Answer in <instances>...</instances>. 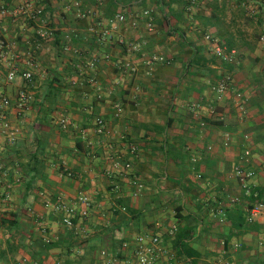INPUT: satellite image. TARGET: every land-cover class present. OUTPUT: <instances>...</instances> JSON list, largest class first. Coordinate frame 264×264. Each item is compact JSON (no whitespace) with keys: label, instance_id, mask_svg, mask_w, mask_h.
<instances>
[{"label":"crops","instance_id":"0c3cea01","mask_svg":"<svg viewBox=\"0 0 264 264\" xmlns=\"http://www.w3.org/2000/svg\"><path fill=\"white\" fill-rule=\"evenodd\" d=\"M1 8L4 95L26 90L33 101L7 114L22 130L16 145L0 135V264H105L103 252L130 264L143 235L167 251L155 264H264V213L254 223L236 214L249 197L234 176L243 162L256 173L252 188H264V0H0ZM206 33L232 38L239 64L221 63ZM154 54L170 64L149 69ZM12 64L32 65L33 81L9 84ZM225 72L234 86L219 101L212 85ZM62 118L72 122L67 132ZM80 193L93 202L85 236L56 211Z\"/></svg>","mask_w":264,"mask_h":264},{"label":"built area","instance_id":"2783aa9c","mask_svg":"<svg viewBox=\"0 0 264 264\" xmlns=\"http://www.w3.org/2000/svg\"><path fill=\"white\" fill-rule=\"evenodd\" d=\"M9 11L5 8L0 9V18L6 17ZM38 15H42L43 10L40 9ZM145 18L150 19V22L147 25L148 32L154 31V23L153 20V10H148L144 12L143 15ZM120 23L126 22V17L124 15H119L117 17ZM43 39H48V35L46 33L40 34ZM205 40L209 44V49L213 52L215 57L223 64L236 66L240 62V54L236 49H229L226 45H224L221 39L213 34H208L205 36ZM123 43V42H122ZM131 49L137 51V48L131 45ZM4 57V54H2ZM19 55H13L12 61L17 63L20 60ZM30 62V61H29ZM30 64V63H28ZM147 66L149 69H152L155 65L165 64L169 65L170 61L163 55L154 54L147 60ZM32 67V65H30ZM130 67V65H127ZM28 68L26 70L20 69V67L16 64L10 65V69L8 71L6 81L9 84H13L20 77L25 82L33 81V70L32 68ZM90 69H94L96 67V62H91L88 64ZM234 86V76L230 72H225L222 74L213 85L212 90L216 95L217 100H222L229 92L233 90ZM237 100L242 103L243 95L241 93H236ZM33 101V95H31L26 90H19L15 98L5 96L4 95V87L0 83V135L5 136L7 139V143L10 145H16L20 135L21 128L19 126L14 125L11 121L7 119V114L13 108V105H16V109L20 112H25L30 109V104ZM242 106V104H239ZM192 111L200 112V105H193L191 107ZM215 111H213L214 113ZM59 126L63 131H69L72 122L69 118H62L59 121ZM95 133L98 136H104L107 133L106 122L103 119H98L96 122ZM248 141L249 138L247 137ZM232 141L231 137L227 136L225 140V146L230 147ZM252 156V151L250 147H245L242 160L249 161ZM255 171L253 169H249L245 167L242 163H239L234 169V176L238 180L242 191L245 196L250 197L252 186L251 182L255 178ZM68 177H72V173L67 171ZM242 200L240 198H233L231 203L236 205L239 204ZM93 202L91 198L85 193H80L77 197L76 205H60L56 208V211L63 215L62 224L69 230L75 231L76 233H82L84 236L88 235V230L85 227V222L88 221L91 217ZM223 210H220L219 213H223ZM264 213V204L255 205V207L250 211L248 222L254 223L261 215ZM44 243L50 245L52 240L49 238L47 233H44ZM136 250H135V261L130 264H155L157 259L160 256L167 255V251L162 247V240L158 236L151 235H143L137 238L136 241ZM102 257L105 260V264H114L112 260L109 259V255L107 252L102 253ZM38 264V263H37ZM55 264H63L62 262H56Z\"/></svg>","mask_w":264,"mask_h":264},{"label":"trees","instance_id":"16d2710c","mask_svg":"<svg viewBox=\"0 0 264 264\" xmlns=\"http://www.w3.org/2000/svg\"><path fill=\"white\" fill-rule=\"evenodd\" d=\"M214 6L216 8H218V6L216 4ZM215 18H216V16H215ZM204 24L206 26L213 25L214 24V17L212 16L211 19L207 20ZM208 34H210V33H206V35H208ZM216 36H218V35H216ZM219 38L221 39L222 43L224 45H226L229 49H236L235 46L233 45V42H232L233 39L232 38L231 39L229 38V40L226 39L225 37H222V36H219ZM247 201H248V208L246 210L241 211L240 209H238L236 211V214H239L240 217H242V218L246 217V215L249 214V212L255 207V205L264 204V188H255V187L252 188L250 197L247 199ZM246 223H247L246 219H242V225L239 228L240 229L243 228ZM185 239L186 238H180V237H177V239H176L177 244H179L180 247H182L184 249L186 247V240ZM49 246H52V245H49Z\"/></svg>","mask_w":264,"mask_h":264},{"label":"rangeland","instance_id":"374dc122","mask_svg":"<svg viewBox=\"0 0 264 264\" xmlns=\"http://www.w3.org/2000/svg\"><path fill=\"white\" fill-rule=\"evenodd\" d=\"M255 9H249V10H247L248 12L249 11H254ZM250 17V16H249ZM253 17H255V15L253 14ZM251 19V18H250ZM250 28H249V30L247 31V34H248V36H249V38L252 40V42L254 41V42H257L260 38H261V36H260V32L258 33L257 32V30H255V28L253 27V26H249Z\"/></svg>","mask_w":264,"mask_h":264}]
</instances>
